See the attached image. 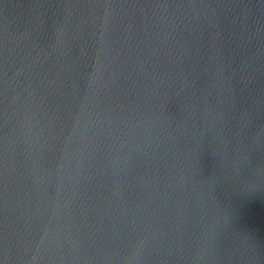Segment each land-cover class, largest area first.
Here are the masks:
<instances>
[{"label":"water","instance_id":"1","mask_svg":"<svg viewBox=\"0 0 264 264\" xmlns=\"http://www.w3.org/2000/svg\"><path fill=\"white\" fill-rule=\"evenodd\" d=\"M0 264H264V0H0Z\"/></svg>","mask_w":264,"mask_h":264}]
</instances>
